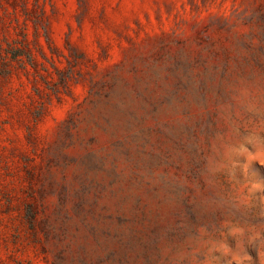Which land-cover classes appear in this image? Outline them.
<instances>
[{"label": "rangeland", "instance_id": "rangeland-1", "mask_svg": "<svg viewBox=\"0 0 264 264\" xmlns=\"http://www.w3.org/2000/svg\"><path fill=\"white\" fill-rule=\"evenodd\" d=\"M0 264H264V0H0Z\"/></svg>", "mask_w": 264, "mask_h": 264}]
</instances>
